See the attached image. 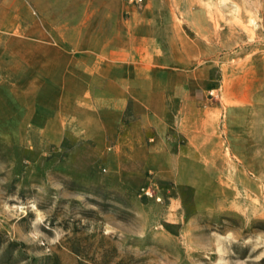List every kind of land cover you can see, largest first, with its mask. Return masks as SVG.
Listing matches in <instances>:
<instances>
[{"label": "rangeland", "instance_id": "1", "mask_svg": "<svg viewBox=\"0 0 264 264\" xmlns=\"http://www.w3.org/2000/svg\"><path fill=\"white\" fill-rule=\"evenodd\" d=\"M134 4L176 68L133 76L186 80L159 116L154 83L65 100L22 52L45 22L0 0V264H264V0Z\"/></svg>", "mask_w": 264, "mask_h": 264}, {"label": "crops", "instance_id": "2", "mask_svg": "<svg viewBox=\"0 0 264 264\" xmlns=\"http://www.w3.org/2000/svg\"><path fill=\"white\" fill-rule=\"evenodd\" d=\"M5 1L34 6L37 17L45 22L43 29H30L27 34L42 38L43 42L28 39L29 45H24L27 48L22 52L29 54V62H35L33 67L44 76V83L53 85V90L65 95V100L100 93L113 98L117 94L125 97L131 95L132 85L154 83L156 87L149 95L158 103L153 116H159L168 90L176 93L185 84V78L176 76L169 80L133 76V70L139 68L164 70V65L170 70L176 68L173 56L164 55L174 53L175 44L170 43V49H165L158 31L145 24V5L127 0H2V3ZM10 17L12 22H17L20 14L13 12ZM19 43L18 38V44L14 45L17 52H20ZM146 53L151 57L143 60ZM134 90L138 95L136 103L143 99L140 94L144 91L138 87ZM191 96L204 99L205 89L194 87ZM120 118L121 111L106 116L97 113L89 131H95L99 140H103L101 134L111 130ZM152 119L142 117L144 122Z\"/></svg>", "mask_w": 264, "mask_h": 264}, {"label": "built area", "instance_id": "3", "mask_svg": "<svg viewBox=\"0 0 264 264\" xmlns=\"http://www.w3.org/2000/svg\"><path fill=\"white\" fill-rule=\"evenodd\" d=\"M129 2H140L141 0H128Z\"/></svg>", "mask_w": 264, "mask_h": 264}]
</instances>
